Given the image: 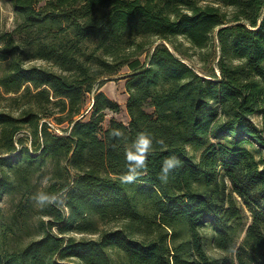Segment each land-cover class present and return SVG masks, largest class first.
<instances>
[{"label":"trees","instance_id":"obj_1","mask_svg":"<svg viewBox=\"0 0 264 264\" xmlns=\"http://www.w3.org/2000/svg\"><path fill=\"white\" fill-rule=\"evenodd\" d=\"M10 1L18 29L38 31L37 56L59 72L14 65L0 80L33 100L17 116L0 112V198L50 168L43 191L67 190V206L40 209L37 239L3 250L0 264H264V159L254 155L264 152V0ZM215 31L229 61L211 79L168 46L180 53L184 38L202 49ZM123 67L128 123L103 127L120 105L96 84ZM51 120L69 131L54 133ZM141 131L153 137L146 173L121 184L125 144ZM170 156L180 164L162 182ZM204 229L223 258L207 254Z\"/></svg>","mask_w":264,"mask_h":264},{"label":"rangeland","instance_id":"obj_2","mask_svg":"<svg viewBox=\"0 0 264 264\" xmlns=\"http://www.w3.org/2000/svg\"><path fill=\"white\" fill-rule=\"evenodd\" d=\"M223 11L229 13L230 9L221 8ZM21 20L15 15L12 3L10 0H0V55L6 57L1 59L0 56V80L2 77L10 73L11 68L14 65H20L22 68H42L52 72H59V69L52 63L43 60L37 56V40L38 31L18 29ZM46 31L43 36L51 39L53 36L52 30L44 28ZM9 36L12 38L8 47L6 44L9 42ZM176 44L179 45L181 52L175 51L170 45V50L186 64H188L197 74L211 79L212 75L219 76L218 61L224 58L229 61V56L222 53L220 44L216 37V31L212 33L210 40L205 48L199 49L191 46L184 38H177ZM160 44V42H156ZM13 45V46H12ZM6 52L14 51L13 55H6L1 53V49H5ZM13 47V48H12ZM151 53V49H147L145 53L138 57L142 64L147 65L148 59ZM232 63H237V60H232ZM130 71L127 67H123L117 74L108 76L104 75L99 78L97 85H101L100 91H102L109 99L120 105V112L111 113L106 112L103 127H106L110 118L127 124L128 116L125 111V104L128 98L126 91V79ZM24 87L17 93H6L4 88L0 85V112L10 113L14 116L19 115L24 109L33 103L30 95H24ZM92 103V94L87 96L86 104L83 108L84 114L89 110ZM89 114H86L83 120L89 118ZM251 120L260 126L262 118L260 115H253ZM53 125V132L56 134H65L69 131L70 124L64 122L57 124L51 120ZM256 149V148H255ZM253 150V149H252ZM254 151V150H253ZM256 160L264 159V152H254ZM48 177L47 184L50 178V168L43 175H37L32 178L31 182L24 188H17L15 193L10 195H3L0 198V254L3 250L14 246H20L28 243L33 239H37L38 233V220L47 218H41L40 209L36 207L35 201L32 196L38 191H43L47 184L43 181ZM32 206V207H31ZM23 208H25L23 213ZM2 214V215H1ZM99 228L103 229H115L118 227L116 223H109L103 225L98 223ZM56 231L55 228L53 230ZM204 236L205 249L209 256L215 259H221L224 255L217 251L211 243L212 233L210 229H204L202 231ZM70 236L76 240H89L96 239L97 235L70 233ZM76 264V262L71 263Z\"/></svg>","mask_w":264,"mask_h":264},{"label":"clouds","instance_id":"obj_3","mask_svg":"<svg viewBox=\"0 0 264 264\" xmlns=\"http://www.w3.org/2000/svg\"><path fill=\"white\" fill-rule=\"evenodd\" d=\"M110 136L114 138H123L124 134L120 129H112ZM163 144L162 140L156 141ZM153 137L144 131L138 132L135 139L131 143H126L124 147V157L126 162V171L120 175L121 184H133L137 179L144 175L147 170L149 156L152 154ZM180 161L175 156L167 157L163 160L159 179L162 182H167L169 174L173 169L177 168ZM48 177L43 181L47 184ZM67 190L57 196L55 194H48L44 191H38L32 196L35 205L39 209H44L48 206L66 207Z\"/></svg>","mask_w":264,"mask_h":264}]
</instances>
